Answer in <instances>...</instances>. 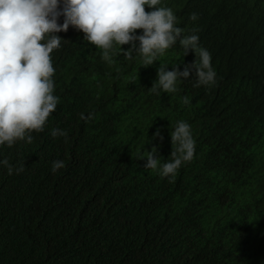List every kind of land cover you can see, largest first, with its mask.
<instances>
[{
  "label": "trees",
  "instance_id": "obj_1",
  "mask_svg": "<svg viewBox=\"0 0 264 264\" xmlns=\"http://www.w3.org/2000/svg\"><path fill=\"white\" fill-rule=\"evenodd\" d=\"M159 6L199 36L215 85L157 95V68L182 62L178 46L151 66L115 46L109 62L82 32L59 33L57 109L31 144L0 146V159L25 163L12 175L0 166V264H264V0ZM178 121L191 126L193 159L174 178L143 169L153 145L168 159ZM157 129L163 141L150 144ZM55 160L65 167L53 173Z\"/></svg>",
  "mask_w": 264,
  "mask_h": 264
},
{
  "label": "clouds",
  "instance_id": "obj_2",
  "mask_svg": "<svg viewBox=\"0 0 264 264\" xmlns=\"http://www.w3.org/2000/svg\"><path fill=\"white\" fill-rule=\"evenodd\" d=\"M161 3L162 0H0V146L10 148L20 141L31 144L32 133L43 132L50 114L57 109L60 97L54 95L51 54L61 46L63 39L58 34L66 33L70 26L84 34V41L103 50L102 59L109 62L115 46H119L125 59L139 55L149 66L166 50L178 46L182 62L170 71L169 67L157 68V78L149 89L152 93H175L185 81L194 82L193 87L215 85L217 72L210 52L200 45L198 35H185L184 29L176 26L173 10L159 6ZM146 7L152 11L146 12ZM197 19L196 13L189 14V20ZM124 45L129 46L127 50ZM190 52L194 60L185 64L184 57ZM183 102L188 105L189 98L185 96ZM80 118L87 122L93 116L82 113ZM168 131V159L160 155V145H153L140 160L145 162L143 169H158L162 177L174 178L182 164L193 159L195 140L191 126L184 121H178ZM51 135L67 141L66 130L54 128ZM154 140L163 141L161 129L156 130L150 144ZM0 166H6L9 175L25 170V163L13 166L7 158L0 159ZM64 167L63 160H55L51 171Z\"/></svg>",
  "mask_w": 264,
  "mask_h": 264
}]
</instances>
